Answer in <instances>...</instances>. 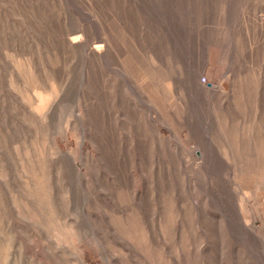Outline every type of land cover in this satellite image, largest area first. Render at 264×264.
Segmentation results:
<instances>
[{"label": "rangeland", "instance_id": "rangeland-1", "mask_svg": "<svg viewBox=\"0 0 264 264\" xmlns=\"http://www.w3.org/2000/svg\"><path fill=\"white\" fill-rule=\"evenodd\" d=\"M0 264H264V0H0Z\"/></svg>", "mask_w": 264, "mask_h": 264}]
</instances>
